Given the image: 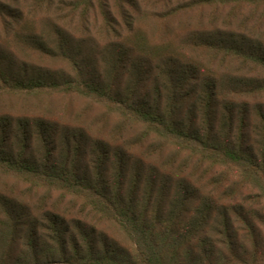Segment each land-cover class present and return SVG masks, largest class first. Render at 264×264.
Segmentation results:
<instances>
[{
	"label": "trees",
	"instance_id": "obj_1",
	"mask_svg": "<svg viewBox=\"0 0 264 264\" xmlns=\"http://www.w3.org/2000/svg\"><path fill=\"white\" fill-rule=\"evenodd\" d=\"M53 93L114 136L0 111V264H264V0H0V100Z\"/></svg>",
	"mask_w": 264,
	"mask_h": 264
},
{
	"label": "rangeland",
	"instance_id": "obj_2",
	"mask_svg": "<svg viewBox=\"0 0 264 264\" xmlns=\"http://www.w3.org/2000/svg\"><path fill=\"white\" fill-rule=\"evenodd\" d=\"M98 38L103 39V37ZM30 62L33 61L30 60ZM33 63L41 64V61L34 60ZM55 67L58 70L64 69L65 72H71L70 69L68 70L66 64L56 63L54 69H56ZM0 111L10 112L13 115L28 114L33 116L42 114L45 115L48 120L57 122L89 124L94 135H101L102 133L99 132L103 131V134L108 137L114 136L113 131L117 123V117L115 116L116 118H114L113 114H111L105 105L100 102L77 96L55 93L39 96H26L22 94L4 95L0 100ZM99 119L104 121L106 127H104L103 124H98ZM150 149L152 152L155 151L153 146ZM154 155L158 157V153ZM151 159L155 160V158ZM215 176H217V174L214 175V178ZM212 183H214V180Z\"/></svg>",
	"mask_w": 264,
	"mask_h": 264
}]
</instances>
